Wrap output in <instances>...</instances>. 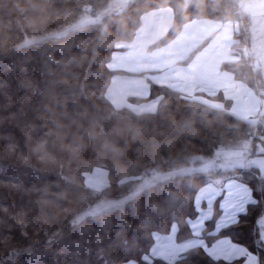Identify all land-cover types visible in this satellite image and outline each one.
I'll return each instance as SVG.
<instances>
[{"label":"trees","instance_id":"16d2710c","mask_svg":"<svg viewBox=\"0 0 264 264\" xmlns=\"http://www.w3.org/2000/svg\"><path fill=\"white\" fill-rule=\"evenodd\" d=\"M237 4L0 0V264H166L142 259L151 233L176 222L177 240L188 235L193 195L214 178H239L252 189L257 204L219 235L257 251L264 181L243 159L264 144V116L247 122L153 85L154 112L115 109L105 98L113 74L106 64L144 12L169 6L174 27L191 17L236 19L242 45L251 31ZM226 67L264 97L248 59ZM230 151L239 154L226 157ZM96 166L108 173L100 190L84 184ZM174 264L225 262L192 249Z\"/></svg>","mask_w":264,"mask_h":264},{"label":"crops","instance_id":"0c3cea01","mask_svg":"<svg viewBox=\"0 0 264 264\" xmlns=\"http://www.w3.org/2000/svg\"><path fill=\"white\" fill-rule=\"evenodd\" d=\"M237 5L239 12L248 18L251 31V41L242 45L236 39L241 23L236 19L221 21L191 17L174 27V13L169 6L144 12L131 41L119 44L106 64L113 72L105 92L109 104L115 109L126 107L136 113L154 112L160 97H150L153 85L212 109H227L242 120L257 123L264 116V97L260 96L258 90L236 78L235 73L226 66L248 59L252 67L260 70L264 82V50L260 55L261 61H256L251 53L254 32L264 28V0H238ZM107 174L105 168L96 166L84 174V184L100 190L108 183ZM232 179L214 178L201 185L193 195L195 214L185 220L188 235L177 240L176 222H172L165 233L152 232V244L142 259L147 262L160 259L166 264H174L184 258L192 249L181 254V258L172 253L180 247V243L193 238L188 221L199 215L196 199L202 193L219 189ZM222 199L223 196H220L213 201L211 219L205 222L201 233V238L209 246L216 240L230 239L219 233L209 235L223 215L220 209ZM200 207L207 210V201H202ZM174 227L176 231H173ZM195 249L204 252L202 248ZM124 264L136 263L130 260Z\"/></svg>","mask_w":264,"mask_h":264},{"label":"snow or ice","instance_id":"6c2138e0","mask_svg":"<svg viewBox=\"0 0 264 264\" xmlns=\"http://www.w3.org/2000/svg\"><path fill=\"white\" fill-rule=\"evenodd\" d=\"M248 171V166H241ZM258 179L264 181V164H260L256 169ZM257 190L264 192V183L258 184ZM223 196L220 203V209L223 213L219 222L215 225V230L210 232V236H216L221 229L229 225L238 223L240 215H247V206L256 205L257 200L253 197L252 189L239 181V178H233L225 183L219 189H212L202 193L196 199V208L199 215L194 220H189L188 224L191 228L192 239L180 243L178 249L173 250L174 256H179L189 249L202 248L207 257L213 261L223 260L225 264H235L239 261L241 264H264V259L260 253L264 252V214L255 221V239L253 246L257 251H251L246 245L234 243L231 239H219L210 246L201 238L205 222L211 219L212 203L217 197ZM202 201H207L208 209L204 210L200 207ZM176 231V227L173 228Z\"/></svg>","mask_w":264,"mask_h":264},{"label":"rangeland","instance_id":"374dc122","mask_svg":"<svg viewBox=\"0 0 264 264\" xmlns=\"http://www.w3.org/2000/svg\"><path fill=\"white\" fill-rule=\"evenodd\" d=\"M263 50H264V28L261 29L260 31H256V33L254 32L253 41L251 43L252 57L256 58V61H261L262 59H261L260 55H261V53H263ZM245 121L253 123V121H251V120H245ZM249 150H250L249 151L250 153L247 154V156L243 159V161L245 160L247 162V159H248V161L251 162V165H255L257 167L260 164H264V144L262 141L258 142L257 144L253 145L252 147L250 146ZM233 154L238 155L239 152L230 151L226 154L227 155L226 157H229L230 155H233ZM248 155H250V156H248Z\"/></svg>","mask_w":264,"mask_h":264}]
</instances>
